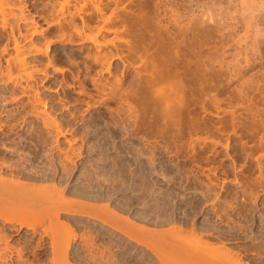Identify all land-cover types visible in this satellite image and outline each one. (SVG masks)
<instances>
[{
  "label": "rangeland",
  "instance_id": "rangeland-1",
  "mask_svg": "<svg viewBox=\"0 0 264 264\" xmlns=\"http://www.w3.org/2000/svg\"><path fill=\"white\" fill-rule=\"evenodd\" d=\"M6 1L26 23L0 29V196L43 195L46 220L61 206L33 232L0 217L22 251L1 264H50L54 235L66 264H264V0H119L88 71L95 49L56 38L49 0ZM15 39L32 75L11 82ZM134 40L158 53L170 107L134 85Z\"/></svg>",
  "mask_w": 264,
  "mask_h": 264
},
{
  "label": "bare ground",
  "instance_id": "bare-ground-1",
  "mask_svg": "<svg viewBox=\"0 0 264 264\" xmlns=\"http://www.w3.org/2000/svg\"><path fill=\"white\" fill-rule=\"evenodd\" d=\"M49 2H50V5L48 8L49 9L48 12H49L51 21L47 22V26L49 27V26L55 25L57 27L58 34H56L57 35L56 38H58V40L61 41L62 43L67 42L68 44L74 43L76 45H79V48L78 47L77 48L80 50V52H81V50L84 51V49H86L87 47H91V48L95 49V51H96L95 54L92 53L93 55L89 54L88 56L84 55L85 57H87V58L84 57L85 58V61L83 63V64H85L84 69H85V71H88L89 69L95 68L94 65L98 66L97 68H95L96 70L98 68L102 69L104 66L103 59L105 57V54L103 53V51H101V48L105 47V44L102 43V40L106 36V34L109 33L108 27L110 25L111 19L116 18L118 15V12H119L118 7L120 5L119 0H49ZM111 3H112V5H111ZM10 4H12V3H9L6 0H0V29L3 31L8 30L7 32H9V34L6 35L8 39H10L11 37L14 38L15 32H17L20 35V24H21V22L26 23V19L24 18L23 14L19 13L20 14L19 15L18 13H15L16 11L14 12V10H13V9H15V7L13 6L14 8L12 9ZM123 11H125V10H123ZM126 13H128V12L126 11ZM93 17L95 18V20L93 19ZM129 27H131L130 23H126L125 28L127 29ZM128 32H133V31L129 30ZM35 33H36V30L32 34H35ZM13 41L14 42L12 44L13 45L12 49L14 50V54H15L14 57L15 58H13V59L9 58L8 60L6 59V63L9 66L11 65V68L8 67L9 69L6 70L5 77L8 81H11V82H15V81H17V79L22 80L24 78L25 79L31 78L32 72L28 71V69L26 68L27 64L25 63L24 58L21 57L23 55L22 48L19 47L20 45H18L16 39ZM137 43H138L137 40H134L133 44H131V45L126 43L127 52L129 55V56L128 55L127 56L129 58L134 57V59H135L133 61L135 64V65H133V66H135L133 68L136 69V71L134 73V77H133V78H135L134 82H133L134 85L136 84L135 86L137 87L138 85H140V82H141V85L142 86L144 85V87L147 86V88H150L151 92L153 89L152 93L156 94L155 97L156 96L159 98L163 97L162 99H164L166 101L165 103L168 104V105L166 104L165 106L170 107L171 104H169V103L171 101H174L175 97L171 94L172 90H171L170 84H168L164 80V78L168 77V76L163 74L165 72L159 70L160 69V58H159L158 53L151 51V49L148 45L147 46H142V45L140 46ZM31 47H32V45H31ZM6 48L4 50L5 52L7 50ZM2 52H3V50H2ZM30 52L31 53L34 52L38 56L46 53V52H43V50H41L40 48H36V47H32V49L30 48L29 53ZM88 59L89 60L91 59V62L93 63L92 64L93 67L92 66L90 67L91 62H89ZM56 60H57V58L47 60V64H46L45 68H48V67L52 68L51 66L54 65ZM57 63H58V61L56 62V64ZM71 65H74V64L72 63ZM71 65H69L68 69L71 68ZM136 65H137V67H136ZM74 67L76 69H78L77 68L78 66L77 67L72 66V68L70 70L71 75L74 71ZM50 68H48V69H50ZM55 68H56V66H55ZM58 69L59 68L55 69V72L63 75L64 74L63 73L64 68L63 69L61 68V70H58ZM56 70H58V71H56ZM66 70H67V68H66ZM75 72H78V71L75 70ZM133 72H134V70H133ZM79 73H77V74H79ZM97 73H98V71H97ZM71 75H70V77H71ZM74 75H76V73ZM76 78H77V75H76ZM74 80H75V76H74ZM138 82H139V84H138ZM96 83L98 84V82H96ZM120 86L117 85V87H115L116 90H118L117 88H120ZM135 86H133V87H135ZM95 87H97V86H95ZM98 88H99V86H98ZM95 89H97V88H95ZM102 89H100V90L98 89V90L101 92ZM98 90H95V91L97 92ZM116 90H114V91H116ZM111 91H112V89H111ZM82 92H83V90H82ZM111 93H113V92H111ZM122 93H123V91H122ZM81 95H83V94H81ZM130 96H129V98H130ZM134 97H135V93H134ZM165 97H166V99H165ZM88 107H89V105H88ZM5 183H6L5 184L6 186L10 185V183L8 184V181H6ZM0 184L4 185V183H1V182H0ZM12 184L13 183H11V186H13ZM23 187H21V189ZM3 188H4V186H3ZM11 188L14 191L15 188H18V186L14 185V188L13 187H11ZM17 190H20V189H17ZM32 190H31V192H32ZM25 192H27V191H25ZM36 192H37V190L33 191V193H35V195H36ZM15 194H18V193H15ZM38 194H40V191ZM4 197H6V196H4ZM28 197H29V195H28ZM28 197L27 196H25V197L20 196L18 199H14L16 201H14L12 198L10 200L6 197V199H4L6 201V203L4 200H2V197L0 198V202L2 203V205H4L6 207L5 208L0 203V205L3 207L2 210H4V212H2V211L0 212V217L3 218L4 222L19 225L21 228H27L29 230L31 229L32 232L35 230V227L37 226V224H41L42 221H43V223L46 221H48L47 223L55 222L54 224H56V222H59V220H57V215L59 214L57 212L58 209H55L56 206H57L56 208H58V205H60L59 203H57V205L55 204L56 206H54L53 204L56 202L51 203L52 200L50 197L51 202H49V203L52 204V206L54 207V208L52 207V209H54L55 212L53 215H52V213H51V215L49 214L50 216L48 214H44V215L48 216V219L46 220V218H45L46 216H44V218L42 216L40 217V215L42 213H40L38 216L37 215L38 213H36V210H35V212L34 211L31 212V210L35 209L34 207H37L39 205V203H41V199L44 201V199H43L44 196L42 195L41 196L42 198L38 197L37 195H36V197H34V196L31 198L30 197L28 198ZM47 197H49V196H47ZM47 199H49V198H47ZM8 200H10V201H8ZM55 200L56 199H54L53 201H55ZM47 201H49V200H46V202ZM11 205L12 206L14 205V209L11 208L12 207ZM1 206H0V208H2ZM9 206H11V207H9ZM63 208L60 207L59 209H63ZM5 209H10L11 211L6 210L7 212L10 211V213L9 212L7 213L5 211ZM49 209H51V207H49ZM45 225H47V224H45ZM6 236H7L6 234H5V236L0 235V264L3 262V258L7 255V253L9 255H11L10 257L15 256L13 258H15L17 260L22 259L21 249H19L20 250L19 251L16 248L10 246V243L8 242ZM65 236H64V239L61 235L59 236L60 238L55 236V235H54V237L52 236L53 238L51 237L52 239L50 238L51 239L50 240L51 241V243H50L51 248H49L50 249V252H49L50 264H66V262L69 261L68 260L69 259L68 253H69V248H70V240H69L68 236L66 238H65ZM176 244H178V243H176ZM181 246H183V245H181ZM181 246L178 245V247H180V248L185 247V246H183V247H181ZM178 250H179V248H178ZM178 250L176 249V252ZM185 255H186V253H185ZM181 257H182V255L180 256V258ZM183 260H185V259H183ZM4 262H6V261H4ZM67 264H69V263H67Z\"/></svg>",
  "mask_w": 264,
  "mask_h": 264
}]
</instances>
